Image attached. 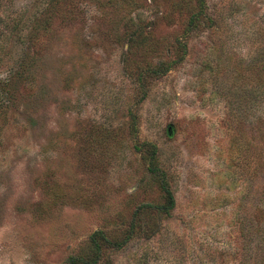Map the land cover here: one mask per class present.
Returning a JSON list of instances; mask_svg holds the SVG:
<instances>
[{"label": "rangeland", "instance_id": "374dc122", "mask_svg": "<svg viewBox=\"0 0 264 264\" xmlns=\"http://www.w3.org/2000/svg\"><path fill=\"white\" fill-rule=\"evenodd\" d=\"M2 33L0 264H264V0H0Z\"/></svg>", "mask_w": 264, "mask_h": 264}, {"label": "trees", "instance_id": "16d2710c", "mask_svg": "<svg viewBox=\"0 0 264 264\" xmlns=\"http://www.w3.org/2000/svg\"><path fill=\"white\" fill-rule=\"evenodd\" d=\"M3 36V33L2 35H0V37ZM163 192H164V195H165V202L162 206H159V207H155V209L160 213V214H163L165 216H170L171 215V212L172 210L174 209L175 207V201H174V197L171 193V191L167 188V187H163ZM147 208H151L152 206L150 205H147L146 206ZM133 232V226L131 228V233ZM128 241V237L125 238L123 241H121L120 243H115V244H112L114 245V247H116L117 249H120L125 243H127ZM95 263V262H93Z\"/></svg>", "mask_w": 264, "mask_h": 264}, {"label": "water", "instance_id": "95a60500", "mask_svg": "<svg viewBox=\"0 0 264 264\" xmlns=\"http://www.w3.org/2000/svg\"><path fill=\"white\" fill-rule=\"evenodd\" d=\"M168 134L170 135V128L168 129Z\"/></svg>", "mask_w": 264, "mask_h": 264}]
</instances>
